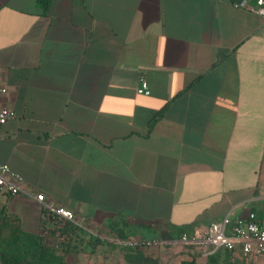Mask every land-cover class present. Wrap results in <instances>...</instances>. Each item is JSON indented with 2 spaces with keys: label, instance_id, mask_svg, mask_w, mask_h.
I'll list each match as a JSON object with an SVG mask.
<instances>
[{
  "label": "crops",
  "instance_id": "crops-1",
  "mask_svg": "<svg viewBox=\"0 0 264 264\" xmlns=\"http://www.w3.org/2000/svg\"><path fill=\"white\" fill-rule=\"evenodd\" d=\"M254 5L51 0L43 12L37 0H0V99L15 112L0 126V163L24 190L0 196L1 215L41 233L42 192L92 231L125 223L129 242L249 212L264 228V20ZM140 79L148 95L136 93Z\"/></svg>",
  "mask_w": 264,
  "mask_h": 264
},
{
  "label": "built area",
  "instance_id": "built-area-1",
  "mask_svg": "<svg viewBox=\"0 0 264 264\" xmlns=\"http://www.w3.org/2000/svg\"><path fill=\"white\" fill-rule=\"evenodd\" d=\"M243 6V5H242ZM249 10L260 16L264 20V0H255V5L248 7ZM6 89L0 88V95H4ZM137 94L148 95L149 89L144 79H140L136 87ZM15 117V112L0 99V126ZM23 178L20 174L11 171L9 166L0 163V196L8 194L14 196L24 192L22 188ZM28 193V192H27ZM30 195V193H28ZM33 198L41 205L40 220L41 233L53 232V239L63 237V228L67 223H73L86 232L94 234L89 226L76 220L73 210L68 207L53 204L46 200L42 192H35ZM114 243H130L128 240H115ZM154 244L184 247L189 246L201 256L211 254L221 247L235 248L241 258L256 257L264 254V228L255 220V214L249 212L246 218L237 219L234 222L228 216L200 225L193 229L191 233H183L179 237L170 240H156Z\"/></svg>",
  "mask_w": 264,
  "mask_h": 264
},
{
  "label": "trees",
  "instance_id": "trees-1",
  "mask_svg": "<svg viewBox=\"0 0 264 264\" xmlns=\"http://www.w3.org/2000/svg\"><path fill=\"white\" fill-rule=\"evenodd\" d=\"M50 1L37 0L43 12H46ZM1 214L2 211H0V264H69L65 260L68 252L79 251L83 243L90 246L93 251L96 246L103 243L99 236L90 234L73 223H67L64 226L63 237L57 239L60 246L56 242L47 243L44 238H53V232L33 234L23 231L15 217ZM107 225L117 239L128 238L125 223L110 221ZM145 241L114 243V245L120 248L127 264H159L158 257L144 250L147 245H150V242ZM178 248L185 249L187 253L180 256L177 264H197L198 259L201 258L200 253L189 246ZM253 259L257 258H240L235 248L221 247L204 256L202 264H251L250 261Z\"/></svg>",
  "mask_w": 264,
  "mask_h": 264
},
{
  "label": "rangeland",
  "instance_id": "rangeland-1",
  "mask_svg": "<svg viewBox=\"0 0 264 264\" xmlns=\"http://www.w3.org/2000/svg\"><path fill=\"white\" fill-rule=\"evenodd\" d=\"M92 232H94V234H99V236H101L100 238L103 241V243L98 245L100 247L96 246V248H94V250L91 251L90 246L88 247L85 244H81L79 251L68 252V253H74L75 255H73L71 262L70 261L67 262L69 264H108V261L112 260L111 262L115 261V263L117 264L118 263L117 257L123 258V256L120 248L114 245V241L118 240L115 237V235H111L108 231L100 232L97 230H93ZM154 241L155 240H146L145 242H150V245H147L144 248V250L148 254H151L154 257H158L159 264H177L178 261L180 260V256L182 254L187 253V251L183 248L160 245V244L156 245L153 243ZM46 242L51 244L56 242L57 244H59V241L53 238H51V240L50 239L46 240ZM81 250L83 251L81 252ZM108 253L111 254L109 256L110 258L107 256Z\"/></svg>",
  "mask_w": 264,
  "mask_h": 264
}]
</instances>
